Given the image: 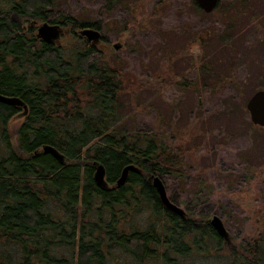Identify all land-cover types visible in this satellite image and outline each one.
<instances>
[{"label":"trees","instance_id":"1","mask_svg":"<svg viewBox=\"0 0 264 264\" xmlns=\"http://www.w3.org/2000/svg\"><path fill=\"white\" fill-rule=\"evenodd\" d=\"M132 2L105 0L103 12ZM219 12L229 16L222 20L239 19L231 7ZM45 22L69 27L72 43L38 39L34 25ZM101 24L66 13L62 0H0V94L27 107L11 131L10 121L23 109L0 102V264H264V203L260 230L245 232L237 244L228 232L227 240L220 236L204 212L212 187L203 179L183 186L189 199L169 195L185 206L184 217L163 206L151 178L166 189L170 177H191L185 151L170 141L173 134L124 123L123 70L78 33L100 32ZM212 32L196 37L202 51L200 66L191 64L196 78L182 77L176 85L192 94L232 86L235 93L223 101L229 109L234 99L243 100L241 84L264 82V75L249 73L238 84L234 68L212 53L231 50L235 36L253 35L255 24H223ZM249 47L252 63H264L254 41ZM260 89L264 84L250 94ZM44 146L55 148L64 163ZM95 162L105 169L106 189L94 181ZM130 165L136 170L118 187ZM223 211L228 219L230 210Z\"/></svg>","mask_w":264,"mask_h":264},{"label":"rangeland","instance_id":"2","mask_svg":"<svg viewBox=\"0 0 264 264\" xmlns=\"http://www.w3.org/2000/svg\"><path fill=\"white\" fill-rule=\"evenodd\" d=\"M132 1L128 7L120 6L107 14L103 12L105 0H62L66 13L102 22V40L96 44L97 49L123 70V81L128 87L122 110L127 116L124 123L165 137L173 134L170 141L183 147L185 167L191 177L182 182L174 177L167 179L168 198L174 195L189 199L183 186L203 179L212 187L204 212L211 219L219 217L230 235L229 241L237 244L238 237L245 232L260 230L264 203V129L251 123L245 103L251 91L264 82L241 84L245 97L234 99L229 109H225L223 101L228 94L235 93L232 86L221 84L200 94L181 90L176 82L182 77L194 80L197 70L191 64L201 63L198 60L202 51L196 37L206 30H212V36L219 33L224 13L197 12L192 0ZM62 28L57 44L68 46L72 43V33L69 27ZM235 37L231 50H215L212 56L220 57L234 68L233 80L238 84L251 73L264 75V63L256 59L253 64L249 57L254 34L241 33ZM212 50L207 48L204 52ZM231 111L229 116L227 113ZM22 121V115L15 116L9 123L11 131ZM177 206L186 211L184 205ZM223 208L231 212L228 219Z\"/></svg>","mask_w":264,"mask_h":264},{"label":"water","instance_id":"3","mask_svg":"<svg viewBox=\"0 0 264 264\" xmlns=\"http://www.w3.org/2000/svg\"><path fill=\"white\" fill-rule=\"evenodd\" d=\"M199 7L205 12L210 13L217 5L218 0H196ZM63 28L59 25L50 24L48 22L42 23L37 27V33L36 37L40 39L41 41L47 42V43H57L60 36L62 35ZM79 35L83 38H85L87 41L91 42L92 44L96 45L101 40V34L98 30L93 28H84L79 30ZM118 46L115 45L114 48L116 49ZM0 102L11 105V106H17L22 107L23 112L21 113L22 116L26 115L27 113V107L23 103V101L19 98L15 97H6L0 94ZM246 110L249 115V119L251 123L255 126H259L264 129V90H258L255 93H253L246 102ZM44 153L51 154L54 158H56L60 163H64V156L60 154L55 148H52L50 146H44L43 147ZM95 166V173H94V181L95 183L100 186L101 188L106 189L107 188V182L105 180V169L102 165H99L98 163H94ZM135 167L130 165L123 168L119 179L116 182V185L119 187L123 185L127 179V176L129 172L135 171ZM152 184L154 188L156 189L159 199L163 206L181 216H185V212L182 208L179 206L173 204L165 190V186L162 182V180L159 177H152L151 178ZM211 225L214 227V229L218 232L220 236L228 239L227 231L223 225V222L221 219L217 216L212 217L210 221Z\"/></svg>","mask_w":264,"mask_h":264},{"label":"flooded vegetation","instance_id":"4","mask_svg":"<svg viewBox=\"0 0 264 264\" xmlns=\"http://www.w3.org/2000/svg\"><path fill=\"white\" fill-rule=\"evenodd\" d=\"M191 2L194 3L195 8L199 10L197 12H203L207 15L218 12L222 7L225 9H229L230 7L235 9L239 19L237 21L222 20V24H255L254 42L256 50L258 56H264V0H227V2L224 3L222 0H218L216 7L210 13H205L199 7L196 0H192ZM222 16L224 18V14H222ZM210 23L215 24L213 21H210Z\"/></svg>","mask_w":264,"mask_h":264}]
</instances>
